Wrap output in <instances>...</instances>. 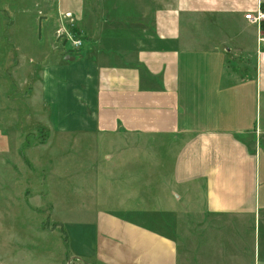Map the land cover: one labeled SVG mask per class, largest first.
Returning a JSON list of instances; mask_svg holds the SVG:
<instances>
[{"label":"crops","instance_id":"0c3cea01","mask_svg":"<svg viewBox=\"0 0 264 264\" xmlns=\"http://www.w3.org/2000/svg\"><path fill=\"white\" fill-rule=\"evenodd\" d=\"M258 11L264 0H0V148L35 122L75 151L77 210L93 220L77 233L95 238L82 263L264 264V22L245 19ZM70 27L85 44L65 61L55 34Z\"/></svg>","mask_w":264,"mask_h":264},{"label":"rangeland","instance_id":"374dc122","mask_svg":"<svg viewBox=\"0 0 264 264\" xmlns=\"http://www.w3.org/2000/svg\"><path fill=\"white\" fill-rule=\"evenodd\" d=\"M248 15L252 17L253 14L245 15L250 23L260 25L264 22L262 19L254 23ZM79 34L71 27L67 31H56L58 48L64 57L67 56L65 61H73L83 48L85 43ZM78 39L81 45L76 44ZM2 95L0 90V98ZM0 107L3 110L8 106ZM21 113H26V109L22 107ZM17 128L22 135L20 148L18 141L12 138L15 129L11 128H6L10 130L8 147L0 148V264L38 263L28 254L33 246L34 252H44L53 259L58 257V264H69L68 261L84 264L81 258L89 259L93 254L95 238L87 227L80 236L77 233L78 224L86 225L93 220L84 219L77 210L75 151L70 148V155H60L56 149L57 138L47 141L48 131L38 123L22 122ZM71 139L68 144L75 143ZM187 238L184 236L178 241L180 255L188 257L183 242ZM66 251L67 256L74 253L76 257H65ZM13 252L15 257H12ZM56 261L44 263L55 264Z\"/></svg>","mask_w":264,"mask_h":264},{"label":"built area","instance_id":"2783aa9c","mask_svg":"<svg viewBox=\"0 0 264 264\" xmlns=\"http://www.w3.org/2000/svg\"><path fill=\"white\" fill-rule=\"evenodd\" d=\"M249 17H247L248 19H252L254 21V23H258L260 20L264 19V12L262 11H258L254 16H250L248 15ZM77 45H81V41L78 39V42L76 43Z\"/></svg>","mask_w":264,"mask_h":264},{"label":"water","instance_id":"95a60500","mask_svg":"<svg viewBox=\"0 0 264 264\" xmlns=\"http://www.w3.org/2000/svg\"><path fill=\"white\" fill-rule=\"evenodd\" d=\"M68 263L70 264V261H68Z\"/></svg>","mask_w":264,"mask_h":264}]
</instances>
